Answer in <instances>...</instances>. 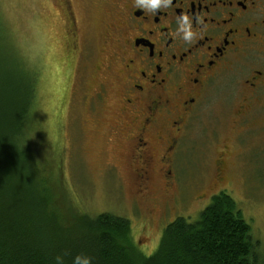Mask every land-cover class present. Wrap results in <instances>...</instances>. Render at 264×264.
<instances>
[{
    "label": "rangeland",
    "instance_id": "rangeland-1",
    "mask_svg": "<svg viewBox=\"0 0 264 264\" xmlns=\"http://www.w3.org/2000/svg\"><path fill=\"white\" fill-rule=\"evenodd\" d=\"M86 1L90 7L85 0H76L86 36L80 39L81 56L68 85L61 62L52 63L50 58L43 17L49 0H0L3 43L39 71L44 103L50 104L46 95L52 92L51 101L60 105L64 89L68 90L62 128L66 145L58 143L57 125L48 128L49 115L57 117V111L46 104L41 105L46 121L35 122L37 128L30 132L31 161L48 185L60 187L65 203L74 202L79 209L125 215L138 250L146 256L157 250L169 222L181 215L196 218L214 193L224 189L242 207L264 245V115L252 111L239 115L244 102L234 97V87L230 91L226 82L215 85L190 118L173 162H160L156 153L149 192L141 194L135 163L117 136L118 89L109 81L104 95L95 98L100 82L106 81L99 79L96 68L111 60L106 39L114 6L111 0Z\"/></svg>",
    "mask_w": 264,
    "mask_h": 264
},
{
    "label": "trees",
    "instance_id": "trees-1",
    "mask_svg": "<svg viewBox=\"0 0 264 264\" xmlns=\"http://www.w3.org/2000/svg\"><path fill=\"white\" fill-rule=\"evenodd\" d=\"M44 9L50 58L61 62L69 85L77 62L69 16L60 13L58 0H49ZM3 34L0 28V264H55L57 255L72 264L79 253L91 256L92 264H264L262 240L224 189L214 193L196 218L181 215L169 222L150 256L138 250L125 215L94 214L65 203V191L51 188L30 158L31 129L46 121L39 71L3 43ZM67 95L65 88L60 105L51 101L52 92L46 95L47 108L57 111V117L49 115L48 128L59 127V145H66L62 128Z\"/></svg>",
    "mask_w": 264,
    "mask_h": 264
},
{
    "label": "flooded vegetation",
    "instance_id": "flooded-vegetation-1",
    "mask_svg": "<svg viewBox=\"0 0 264 264\" xmlns=\"http://www.w3.org/2000/svg\"><path fill=\"white\" fill-rule=\"evenodd\" d=\"M111 1L106 39L111 60L96 71L106 79L101 90L109 81L118 89L117 136L129 149L139 191L146 195L156 153L160 162H173L190 118L215 85L234 87V97L244 102L239 115H264V0H172L157 15L137 10L134 0ZM58 2L60 13L69 16V39L79 62L86 32L76 0ZM180 13L193 17L200 34L194 42L175 32ZM101 90L96 99L104 95Z\"/></svg>",
    "mask_w": 264,
    "mask_h": 264
},
{
    "label": "clouds",
    "instance_id": "clouds-1",
    "mask_svg": "<svg viewBox=\"0 0 264 264\" xmlns=\"http://www.w3.org/2000/svg\"><path fill=\"white\" fill-rule=\"evenodd\" d=\"M134 5L137 10H143L144 13L157 15L158 10L168 9L172 5V0H134ZM176 22L179 27L175 32L182 34L183 41L194 42L199 37V32L193 28V17L189 14L180 13L176 17ZM200 23L199 19L196 21ZM55 264H65V255H57ZM72 264H92V257L84 253L75 255L72 259Z\"/></svg>",
    "mask_w": 264,
    "mask_h": 264
}]
</instances>
